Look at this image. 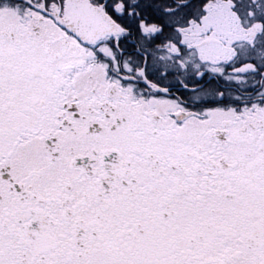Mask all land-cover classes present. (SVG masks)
<instances>
[{"label": "snow or ice", "instance_id": "6c2138e0", "mask_svg": "<svg viewBox=\"0 0 264 264\" xmlns=\"http://www.w3.org/2000/svg\"><path fill=\"white\" fill-rule=\"evenodd\" d=\"M0 264H264V0H0Z\"/></svg>", "mask_w": 264, "mask_h": 264}]
</instances>
